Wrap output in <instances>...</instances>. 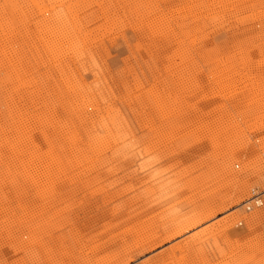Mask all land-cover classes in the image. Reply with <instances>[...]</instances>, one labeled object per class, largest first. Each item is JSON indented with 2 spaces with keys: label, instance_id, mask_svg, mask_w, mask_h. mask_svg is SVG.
Wrapping results in <instances>:
<instances>
[{
  "label": "rangeland",
  "instance_id": "obj_1",
  "mask_svg": "<svg viewBox=\"0 0 264 264\" xmlns=\"http://www.w3.org/2000/svg\"><path fill=\"white\" fill-rule=\"evenodd\" d=\"M0 264H264V0H0Z\"/></svg>",
  "mask_w": 264,
  "mask_h": 264
},
{
  "label": "bare ground",
  "instance_id": "obj_2",
  "mask_svg": "<svg viewBox=\"0 0 264 264\" xmlns=\"http://www.w3.org/2000/svg\"><path fill=\"white\" fill-rule=\"evenodd\" d=\"M127 152V151H126ZM253 156V155H252ZM132 157V156H131ZM253 158V157H252ZM260 193V195H258ZM254 194H257L258 195V197L256 198L257 200H260L261 202H262V205H263V199H262V195H263V193H261V192H255ZM253 194V197L255 196ZM255 199V200H256ZM252 200V199H251ZM251 200H249L247 203H249V204H253V202H251ZM245 205V204H244ZM261 205V206H262ZM261 206H259V207H261ZM252 207V206H251ZM251 207H249V206H246L245 205V211L246 212H249V211H251L252 210V208ZM253 207H255V208H258V206H256L255 204H253ZM257 217V216H256ZM256 217H253V219H252V222H256L257 220H256ZM260 217V216H259ZM256 220V221H255ZM250 224V223H249ZM194 226V225H193Z\"/></svg>",
  "mask_w": 264,
  "mask_h": 264
},
{
  "label": "built area",
  "instance_id": "obj_3",
  "mask_svg": "<svg viewBox=\"0 0 264 264\" xmlns=\"http://www.w3.org/2000/svg\"><path fill=\"white\" fill-rule=\"evenodd\" d=\"M262 193V192H261ZM255 196L252 197V200L251 202H253V204H255L256 206H261L262 205V202L260 200H257L256 198L258 197V195H260V193L257 195V194H254ZM256 199V200H255ZM249 207H251L252 205H248ZM252 208V207H251Z\"/></svg>",
  "mask_w": 264,
  "mask_h": 264
}]
</instances>
